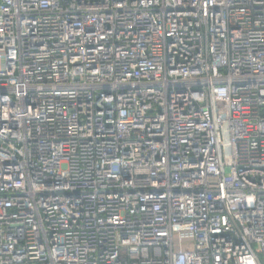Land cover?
Wrapping results in <instances>:
<instances>
[{
	"label": "built area",
	"instance_id": "1",
	"mask_svg": "<svg viewBox=\"0 0 264 264\" xmlns=\"http://www.w3.org/2000/svg\"><path fill=\"white\" fill-rule=\"evenodd\" d=\"M0 264H264V0H0Z\"/></svg>",
	"mask_w": 264,
	"mask_h": 264
}]
</instances>
